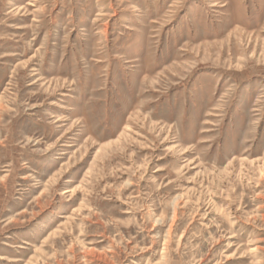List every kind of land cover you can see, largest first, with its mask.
<instances>
[{"label": "rangeland", "instance_id": "obj_1", "mask_svg": "<svg viewBox=\"0 0 264 264\" xmlns=\"http://www.w3.org/2000/svg\"><path fill=\"white\" fill-rule=\"evenodd\" d=\"M0 264H264V0H0Z\"/></svg>", "mask_w": 264, "mask_h": 264}]
</instances>
